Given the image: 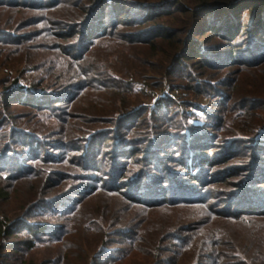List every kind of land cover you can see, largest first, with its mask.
I'll return each mask as SVG.
<instances>
[{"label":"trees","instance_id":"obj_1","mask_svg":"<svg viewBox=\"0 0 264 264\" xmlns=\"http://www.w3.org/2000/svg\"><path fill=\"white\" fill-rule=\"evenodd\" d=\"M0 6L34 8L50 14L48 19L59 29L57 37L60 42L56 50L67 58L64 59L71 68L70 75L51 72L26 85L16 84L20 79L18 77L0 90V239L7 237L13 241L14 235L20 231L16 230L20 226H15L19 223L23 227L30 225L29 229L33 234L37 232L35 227L39 226L43 233L51 234L55 230L52 224L32 222L31 212L44 206L50 207L49 211L59 209V206H52L62 199H67L66 204L72 199L74 209L76 200L93 191L95 186L127 196L129 200L134 199L136 204L143 206H161L169 202L212 206L217 201L210 200L215 192L211 190L214 189V177L227 173V180L230 175L240 172L232 165L213 175V168L224 157L240 153L241 147H249L248 149L257 153L255 166H249V171L246 172L249 177L243 182L247 187L251 185L249 182L253 181L254 184L246 193L244 188L234 193V204L226 214L232 217L241 216L242 213L264 217V200H258V190L264 186V127L255 128L257 124L254 123L252 126L246 124L245 130H225L228 127L226 110L234 105L241 114L251 113L259 118V100L236 101L228 91L234 81L235 69L259 68L264 71V0H0ZM65 7H70L67 8L68 14L51 19L53 14L50 12ZM245 17L247 20L243 22ZM28 42L29 38H22L20 34L0 30L2 46L15 45L23 51L25 48L22 47H29ZM106 43L122 49L139 45L153 48L167 44L170 51H161V57L165 55L167 61L164 63L167 77L181 73L192 79L191 84H174L175 87H182L195 97L205 96L209 90H213L217 96L229 101V104H223L217 110L213 108L212 111L203 109L211 117L210 125H184V129L176 135L173 129L177 124L171 117V114H180L176 112L177 109L171 108L178 101L176 96L169 94L160 97L154 93L151 96L157 99L154 104L128 106L114 116L109 121L110 134L104 138L103 130L87 132L83 129L74 132L72 128L80 115L71 114L69 108L86 88L92 87L93 83L90 82L96 81V76H100L98 83H104L105 88L118 82L132 91L138 82L134 80L136 76L126 80L120 78L110 63H94L97 56L95 49ZM231 66L234 67L233 70H229ZM211 69H225L229 72L212 80L205 76ZM37 70L43 73L42 64L33 68V71ZM186 70L189 72H185ZM44 78L47 80L46 84L42 83ZM168 101L170 110L167 111L173 113L167 114L166 119L159 120L170 121V129L154 127L156 129L148 130L149 132L144 130L142 134L147 132L143 136L145 141H141L142 138H132L133 130L139 127L144 118L143 112L151 109L154 115H158ZM184 104L197 109L202 106L192 98H188ZM14 106L33 111L32 116L36 115V121H33L32 116L30 118L33 112L24 110L23 114L16 113L18 110L12 108ZM58 110L61 112L58 113ZM138 111L141 113L133 117ZM190 112L194 113L193 110ZM84 116L86 115L80 117L83 119ZM50 118L57 120V127L54 126V121L50 127L46 126L44 122ZM83 120L91 121L89 117ZM217 129L227 132L216 135ZM54 132L59 134L56 141L50 138ZM115 134H123V137L115 139ZM108 138L113 139L110 148L113 153L110 156L115 157L114 163L109 165L101 155L109 151L103 148ZM165 143L166 149L163 148ZM51 146L56 151H61V154L48 150ZM216 147L221 149L218 153L220 156L212 161L210 153ZM170 150L176 152L169 154ZM139 154L145 159L147 167L139 166V162H132L135 155ZM170 159L173 162L168 161ZM102 167L106 169V180L99 182L100 174L104 171ZM72 176L74 182L70 180ZM6 179L11 181L10 186L25 181L34 188L33 190L28 186L27 192L33 190V196L29 199L31 193H27L26 203L18 211L8 210L3 205V201L12 202L11 194L5 188L7 185L2 184ZM167 193L171 196H165ZM160 196L162 197L159 198ZM222 204L214 205L213 210L223 213L228 207L225 208ZM12 213L13 217L9 216ZM65 227L54 240L29 238L18 240L17 244L21 241L31 248L36 241L62 243V237L67 232ZM113 227L121 240H115L117 247L111 249V240H107V237ZM104 230L105 240L101 241L102 244L85 263L113 264L127 254L126 244L133 246L138 241L130 240V235L125 239L124 229L121 230L118 222L109 223ZM153 245L154 250L148 253L158 261H163V252L160 251L163 246ZM1 246L0 253L3 255L7 247ZM253 253L242 264H253L258 259L259 264H264L263 250L257 248ZM105 256L108 257L104 258ZM3 263L6 261L2 262L0 259V264Z\"/></svg>","mask_w":264,"mask_h":264},{"label":"rangeland","instance_id":"obj_2","mask_svg":"<svg viewBox=\"0 0 264 264\" xmlns=\"http://www.w3.org/2000/svg\"><path fill=\"white\" fill-rule=\"evenodd\" d=\"M67 8L69 9L70 7L50 12L53 14L51 19L55 16L63 17L64 14H68ZM49 15L34 8L0 6V30L13 31L16 34H20L22 38H29L28 43L30 44L29 47H22L23 49L25 48L23 51L20 48H16L15 45H12L14 47L0 45V90L3 86L13 83L18 77L20 79L16 84L26 85L34 83V80L40 76H46L51 72L53 74L62 72V74L70 75L71 68L64 59L66 57L56 50V46L60 42L57 37L59 29L48 19ZM243 19V22H246L247 18ZM4 37L6 38V36ZM11 48L13 49L11 50ZM8 49L11 51L9 52ZM164 49L166 52L170 51V47L167 44L157 45L153 48L152 46L139 45L122 49L106 43V45L95 49L97 56L94 63L105 65L110 63L115 72L121 76L120 78H125L126 80L136 76L134 80L138 82L133 86L134 90L132 91L131 89H126L127 87L124 84L119 85L118 82L105 88L104 83H98L100 76H96L97 80L90 82L93 83L92 87L86 88L81 97H78L69 108L71 114L86 115L83 119H88L89 117L91 121H84L79 116L72 130L74 132H79L83 129H86L87 132L95 131L96 129L103 130L102 138H104L110 134L108 132L111 127L109 121L114 116L128 106L131 107L132 105L143 103L154 104L157 102L156 98L151 97L154 93L160 97L169 96V94L176 96L178 101L172 104L171 108L177 109L176 112L180 114L176 116L177 113L171 114L173 113L172 111L168 113L170 110L169 101L163 105L158 115H154V111L151 109L144 111V118L140 121L139 127L133 130L132 138L136 140L142 138L141 141H145L143 136L149 132L148 130H155L156 128L154 127L169 128L170 121L159 120L161 118L166 119L167 114H171L177 124L173 129L176 135L180 134V131L184 129V125L189 127L210 125L212 122L210 121L211 117L203 109L212 111L211 109L214 108L217 110L221 105L229 104V101L217 96L213 90L208 89L210 92L205 96L195 97L190 95L188 91L183 90L182 87H175L174 84L181 86L191 84L192 79H190L189 75L181 73L167 77L165 73L166 64L164 65L167 61L165 60V55L161 57V51ZM27 50L28 55H26ZM37 64L39 66L42 64L43 73L38 70L33 71ZM193 66L195 67V64ZM233 68L231 66L229 70H233ZM194 69L197 70V68ZM185 72L189 71L186 70ZM227 72L229 71L225 69H211L207 71L205 76H207L206 78L217 80V78L227 74ZM233 73L234 81L228 91L231 96H234L236 101L238 99L259 100V106L261 107L258 109L259 118L251 113L241 114L235 105L230 110H226L225 117L228 127L225 130H229V132L236 129L245 130L246 124L252 126L254 123L257 124L255 128H263L264 71H260L259 68H240L235 69ZM46 82L47 80L45 79L42 83L46 84ZM204 86H208V84H204ZM46 87L49 86L46 85ZM188 98H192L196 103L202 105L199 107L200 109L185 106L184 102ZM12 108H16L18 110L16 113L20 114H23L24 110L31 111L20 106ZM190 110H193L194 113H191ZM60 112L61 110H58V113ZM140 113V111L136 112L133 117H137ZM33 114L34 112L30 115V118ZM32 118L33 121H36V115L32 116ZM53 121L54 126L57 127L55 118H50L44 123L47 127H50ZM144 130L147 132L142 134ZM222 132L224 131L217 129L216 135H221ZM226 132L223 134H226ZM122 135L115 134L114 136L116 139L117 137H123ZM58 136L59 134L54 132L50 138L56 141ZM112 141L113 139L111 138L106 139L103 148L105 150L109 149V151L101 154L108 165L114 163L115 159V157L110 156L113 153L110 151ZM167 143L163 145L164 149L167 148ZM220 147L222 146L220 145ZM241 148L240 153L233 157H224L213 168L215 169V172L212 173L213 175L219 173L220 170L230 168L232 165L236 166L235 170L240 171L238 174L230 175L227 180L225 179L227 178V173H223L221 177H214V181H212L214 189L211 188V190L215 192L213 195L210 194V200L211 202L217 200L214 204L215 206L223 203L222 206L228 207L227 210L224 209L223 213L215 212L213 210L214 205H204L206 206L204 207L203 205L169 202L161 206H143L142 204L141 206L136 204L133 201L134 199L129 200L130 198H127V196L112 193L95 186L93 191L82 195L76 200L74 209H72V199L67 204V199H62L52 206V208H56V206L60 208L52 211H49L50 207L47 206L42 207V209H34L33 213L31 212L30 220L32 222L39 221L40 223L48 222L52 224V228L55 229L54 232L48 234L50 235L48 236L47 233H43V229L39 226L35 227L37 232L33 234L30 232V225L23 227L19 223L15 226H20L16 229L20 231L17 235H14L13 241L12 238L7 237L0 239L4 241L10 240L9 243L6 241L1 243L0 241L1 249V245L7 247V249H4L5 254L1 255L0 253V259L2 262L6 261L5 264H88L85 262L94 250L102 244L101 241L105 240L104 228L109 223L118 222L121 230L124 229L123 237L125 239L130 235V240L138 241L133 246L126 244L125 250H127V254L113 264H242L246 258L254 254L253 252L257 248L262 249L264 253V217L246 215L242 213L243 211L240 212L242 213L241 216L232 217L226 214V212H229L230 206L234 204V193L240 188H244L243 191L246 193L254 184L253 181L249 182L251 185L247 187L243 182L249 177V175H246V172L249 171V166H255L258 158L257 153L253 149H248L249 147L246 149ZM48 150L60 152L58 154H61V151H56L54 146L49 147ZM168 152L172 154L176 150ZM219 152H221V149L216 147L210 153L212 161L219 158ZM133 159L134 161L132 162H139V166L147 167L142 155H135ZM168 161L173 162L171 159ZM102 168L104 171L100 174L99 182L106 180V169L105 167ZM72 172L74 173V171ZM70 180L74 182V177L72 176ZM2 184L7 185L5 188L12 197L11 203L3 201V205L8 210H20L26 203L27 193H31L29 199L33 196L32 191L34 188L25 181L10 186L11 181L6 179L5 183L2 182ZM28 186L33 190L27 192ZM258 194L260 195L258 200H264V186L258 190ZM165 196L170 197L171 194L167 193ZM9 216L13 217V213L9 214ZM58 217L60 218L56 219ZM63 227H65L67 232L62 237L64 240L62 243L36 241L35 246L31 248L26 244H22L21 241L20 244H17L18 240H27L29 238L31 240H54L60 234V230L64 229ZM111 230L112 232L107 237V240H111L109 246L113 249L117 247L116 241L121 240V236L117 235L116 231H113L115 227ZM153 243L163 246V249L160 250L163 252V261H158L154 255L148 253L154 250L155 246ZM116 252L118 250L114 253ZM107 257L105 256L104 258ZM259 261L258 259L253 264H259Z\"/></svg>","mask_w":264,"mask_h":264}]
</instances>
